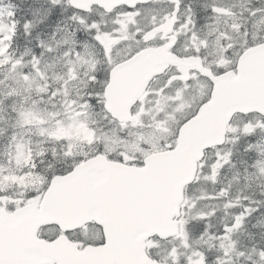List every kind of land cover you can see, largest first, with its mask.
Wrapping results in <instances>:
<instances>
[{
  "label": "snow or ice",
  "instance_id": "obj_1",
  "mask_svg": "<svg viewBox=\"0 0 264 264\" xmlns=\"http://www.w3.org/2000/svg\"><path fill=\"white\" fill-rule=\"evenodd\" d=\"M0 264H264V0H0Z\"/></svg>",
  "mask_w": 264,
  "mask_h": 264
}]
</instances>
